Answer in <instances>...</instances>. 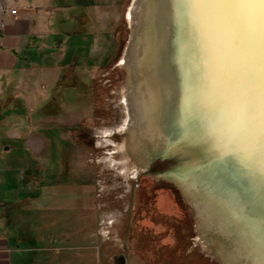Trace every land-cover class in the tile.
<instances>
[{
	"label": "rangeland",
	"instance_id": "obj_1",
	"mask_svg": "<svg viewBox=\"0 0 264 264\" xmlns=\"http://www.w3.org/2000/svg\"><path fill=\"white\" fill-rule=\"evenodd\" d=\"M132 1L87 0L80 19L85 37L70 57L63 39L66 64L55 87L56 112L38 117L35 108L21 111L29 135L34 131L31 144L37 154L20 178L44 181L47 187L36 197L40 200L31 199L50 205L46 212L32 209L30 214V246L37 249L31 252L33 264H114L120 254L123 264H226L216 234L203 230L178 185L160 169L147 168L148 158L130 153L124 166L125 154L114 151L111 141L118 144L126 137L118 130L126 116L121 96L127 83L126 67L119 63L131 38L126 13ZM73 64L84 73L85 84L69 79ZM59 69H53V79ZM16 145L22 152V144ZM247 214L254 218L248 238L260 245L264 202L249 206Z\"/></svg>",
	"mask_w": 264,
	"mask_h": 264
},
{
	"label": "bare ground",
	"instance_id": "obj_2",
	"mask_svg": "<svg viewBox=\"0 0 264 264\" xmlns=\"http://www.w3.org/2000/svg\"><path fill=\"white\" fill-rule=\"evenodd\" d=\"M126 20L132 32L119 63L127 70L121 96L126 116L118 128L126 137L117 145L111 141L114 151L125 154L124 166L130 153L143 160L154 149L162 155L175 153L174 166L168 167L170 159L165 161L167 170L171 167L169 177L190 200L203 230L216 234L224 262L264 264V236L259 235L260 245L250 242L254 218L247 214L249 206L264 202V184L232 153L221 152L222 129L215 125L214 115L202 119L207 101L189 95L197 74L211 79L208 49L222 47V38L210 21H205L207 32L194 28V10L182 7L179 0H133ZM250 23L258 55L264 45L254 13ZM206 35L211 39L206 41Z\"/></svg>",
	"mask_w": 264,
	"mask_h": 264
},
{
	"label": "crops",
	"instance_id": "obj_3",
	"mask_svg": "<svg viewBox=\"0 0 264 264\" xmlns=\"http://www.w3.org/2000/svg\"><path fill=\"white\" fill-rule=\"evenodd\" d=\"M0 2L3 8L16 10L13 14L0 12V264H33L30 214L32 209L46 212L50 205L31 199L41 197L40 191L47 187L44 181L20 178L29 173L25 164L35 161L37 154L31 144L36 138L34 131L29 135V121L21 111H31L48 96L53 69L64 56L63 39L85 36L81 23L72 26L74 31L69 34L61 31L66 26L60 19L65 9L55 0ZM55 39L62 41L54 48ZM7 115L10 120L6 122ZM16 176V181L11 180Z\"/></svg>",
	"mask_w": 264,
	"mask_h": 264
},
{
	"label": "snow or ice",
	"instance_id": "obj_4",
	"mask_svg": "<svg viewBox=\"0 0 264 264\" xmlns=\"http://www.w3.org/2000/svg\"><path fill=\"white\" fill-rule=\"evenodd\" d=\"M196 15L194 28L207 32L211 22L222 47L213 49L211 79L194 77L189 93L207 101L202 119L214 115L222 129L221 152L232 153L237 163L259 183L264 184V46L253 51L250 18L260 23L264 45V0H179ZM211 37L206 35V41ZM223 60L220 64L219 61ZM209 93H214L209 95ZM233 143L238 145L233 148Z\"/></svg>",
	"mask_w": 264,
	"mask_h": 264
},
{
	"label": "trees",
	"instance_id": "obj_5",
	"mask_svg": "<svg viewBox=\"0 0 264 264\" xmlns=\"http://www.w3.org/2000/svg\"><path fill=\"white\" fill-rule=\"evenodd\" d=\"M67 0H55V4H60L63 7H66L65 12H61V23L64 26V24L66 25L64 29H60L61 31H63L66 34H69L70 32L74 31L73 27H77L78 23L80 22V19L82 17V13H83V8L86 5H89L90 2H87V0H73L74 2L72 3H66ZM70 5V6H68ZM72 5V6H71ZM64 13V14H62ZM73 26V27H72ZM78 39L79 38H69L66 39V44H68V51H67V55H69L70 57V53L74 54L75 50L79 49V45H78ZM62 39H55L53 41V47H57L60 45ZM69 59V58H68ZM64 56L63 58L59 61V72L57 73L56 77L53 79L52 84L49 87V93L48 96L42 101V103H40L36 108V114H38V117H40L43 114H54L56 112V108H57V104L59 102V97H56L55 95V87L57 86V84L60 81V77L62 76L63 73V68H65V64H64ZM83 65V62H82ZM78 65H71L70 66V70L72 69V73L70 76V80L73 81L75 84L77 81H82L83 84H85V82L83 81V77H84V73H81L80 70H78ZM81 66V65H80ZM66 86V85H65ZM71 90H74L73 87L69 88ZM62 90L64 92V94H66V87H62ZM85 90L84 88L81 89V91ZM69 96V95H68ZM72 96V95H71ZM77 96V95H76ZM70 97V96H69ZM57 99V100H56ZM52 121L51 123L56 124V120H49ZM49 122H46V125H49ZM64 224H68V222H64Z\"/></svg>",
	"mask_w": 264,
	"mask_h": 264
},
{
	"label": "water",
	"instance_id": "obj_6",
	"mask_svg": "<svg viewBox=\"0 0 264 264\" xmlns=\"http://www.w3.org/2000/svg\"><path fill=\"white\" fill-rule=\"evenodd\" d=\"M122 133V132H121ZM122 134H124V133H122ZM174 153V152H173ZM172 153V154H173ZM157 158L158 159V161L159 160H161V161H163L164 163H165V161H168V160H166V158L167 159H170V161H168V167L172 164L173 166H174V163H176L177 161H178V157L176 156V154L174 153L173 154V156H171V155H169V154H155L154 152H150V153H148V155L146 156V160H147V158L149 159V158ZM164 157V158H163ZM169 157H171V158H169ZM167 167V168H168ZM169 169H171V167L169 168ZM168 169V170H169ZM166 171V173H165V176L166 177H168L169 179H171L173 182H175L177 185H178V183H177V181H176V179H173V178H171V177H169V171ZM178 187H179V185H178ZM179 189H180V187H179ZM181 190V189H180ZM113 262H114V264H123V262H124V259H123V256L120 254L119 256H114L113 257Z\"/></svg>",
	"mask_w": 264,
	"mask_h": 264
},
{
	"label": "flooded vegetation",
	"instance_id": "obj_7",
	"mask_svg": "<svg viewBox=\"0 0 264 264\" xmlns=\"http://www.w3.org/2000/svg\"><path fill=\"white\" fill-rule=\"evenodd\" d=\"M149 162H148V166L147 168H150V169H160L161 170V174H165L166 171H167V166L166 164L161 160L158 161V159H155V158H151V161H150V158L148 159Z\"/></svg>",
	"mask_w": 264,
	"mask_h": 264
},
{
	"label": "built area",
	"instance_id": "obj_8",
	"mask_svg": "<svg viewBox=\"0 0 264 264\" xmlns=\"http://www.w3.org/2000/svg\"><path fill=\"white\" fill-rule=\"evenodd\" d=\"M1 1V0H0ZM4 10H7V12L9 13V14H13V13H15L16 12V10H15V8L14 7H10L9 9L7 8H3L2 7V5H1V2H0V12H2V11H4ZM3 26V21H2V19H1V17H0V27H2Z\"/></svg>",
	"mask_w": 264,
	"mask_h": 264
}]
</instances>
